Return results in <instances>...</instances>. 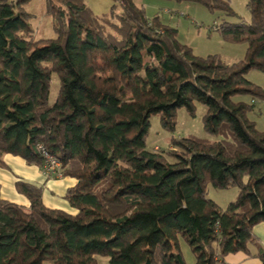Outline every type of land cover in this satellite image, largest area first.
<instances>
[{
    "label": "trees",
    "instance_id": "16d2710c",
    "mask_svg": "<svg viewBox=\"0 0 264 264\" xmlns=\"http://www.w3.org/2000/svg\"><path fill=\"white\" fill-rule=\"evenodd\" d=\"M46 1L50 39L35 38L31 0H0V166L6 154L42 165L44 148L77 180L65 196L77 212L47 207L32 184H17L30 207L3 199L0 187V264H186L181 236L196 264L252 255L250 245L264 264L253 231L264 222V131L248 117L264 87L245 76L264 72V0L248 1L250 22L218 27L248 44L234 63L198 56L134 0H114L104 14L85 0ZM177 1L236 15L227 0ZM196 102L207 105V132L222 138L173 140L175 163L147 148L152 115L173 129L177 110L194 113ZM208 185L236 187L238 197L223 208Z\"/></svg>",
    "mask_w": 264,
    "mask_h": 264
},
{
    "label": "rangeland",
    "instance_id": "374dc122",
    "mask_svg": "<svg viewBox=\"0 0 264 264\" xmlns=\"http://www.w3.org/2000/svg\"><path fill=\"white\" fill-rule=\"evenodd\" d=\"M236 15L227 14L225 11L215 9L211 11L207 6L196 1L177 0H134L143 7L149 18L159 16L161 20L179 30V39L193 48L198 56L217 54L228 63L238 62L246 57L248 44L246 42L230 41L225 34L218 29L224 21L250 22L251 13L248 8L249 0H227ZM85 2L97 14L110 12L115 4L114 0H85ZM27 9L34 15L31 22L35 27L37 39H50L57 36L52 18L46 12V0H31ZM120 10V6H118ZM245 76L255 85L264 87V72L258 69H250ZM60 91V82L56 76L50 92V103L56 101ZM235 101L252 103V95L237 94L233 96ZM207 105L203 102L195 103L194 113L186 107H181L175 115V128L171 129L162 122L160 114H154L150 118V126L146 136L147 148L151 151L160 150L166 155V161L175 163L177 158L166 151L172 147V141L179 138L198 137L211 140L222 138V134H210L205 129V116ZM249 119L257 124V128L264 131V100L255 99L254 109L248 113ZM238 188H215L208 185L206 196L221 207L225 208L232 200L238 197ZM180 248L185 257L186 264H196L195 256L188 241L180 237ZM102 260V261H101ZM99 264L109 263L108 258L100 257ZM43 264H51L49 261Z\"/></svg>",
    "mask_w": 264,
    "mask_h": 264
},
{
    "label": "crops",
    "instance_id": "0c3cea01",
    "mask_svg": "<svg viewBox=\"0 0 264 264\" xmlns=\"http://www.w3.org/2000/svg\"><path fill=\"white\" fill-rule=\"evenodd\" d=\"M4 162L5 165L0 166V187L3 199L30 207V199L17 189V184L24 182L42 189L43 202L47 207L62 209L72 214L77 212L65 197L67 190L77 183L75 178L63 176L57 172H49L45 169L44 163L42 165L29 163L19 155L6 154ZM237 194L235 192V195ZM253 231L259 244L264 247V222L257 224ZM250 250L252 255L244 252L229 254L225 257V261L220 264H263L255 255L257 246L250 245ZM101 261L99 260V263ZM105 264L109 263L105 262Z\"/></svg>",
    "mask_w": 264,
    "mask_h": 264
},
{
    "label": "built area",
    "instance_id": "2783aa9c",
    "mask_svg": "<svg viewBox=\"0 0 264 264\" xmlns=\"http://www.w3.org/2000/svg\"><path fill=\"white\" fill-rule=\"evenodd\" d=\"M43 154L45 158L44 167L49 172H57L60 173V160L57 156L49 153L47 150L43 148Z\"/></svg>",
    "mask_w": 264,
    "mask_h": 264
}]
</instances>
